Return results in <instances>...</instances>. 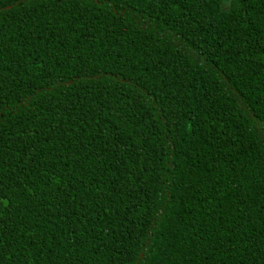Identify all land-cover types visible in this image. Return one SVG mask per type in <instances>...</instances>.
I'll return each instance as SVG.
<instances>
[{
    "label": "trees",
    "instance_id": "1",
    "mask_svg": "<svg viewBox=\"0 0 264 264\" xmlns=\"http://www.w3.org/2000/svg\"><path fill=\"white\" fill-rule=\"evenodd\" d=\"M0 264H264V0H0Z\"/></svg>",
    "mask_w": 264,
    "mask_h": 264
},
{
    "label": "rangeland",
    "instance_id": "2",
    "mask_svg": "<svg viewBox=\"0 0 264 264\" xmlns=\"http://www.w3.org/2000/svg\"><path fill=\"white\" fill-rule=\"evenodd\" d=\"M229 2H230V0H225V3H226V5H228V4H229Z\"/></svg>",
    "mask_w": 264,
    "mask_h": 264
}]
</instances>
